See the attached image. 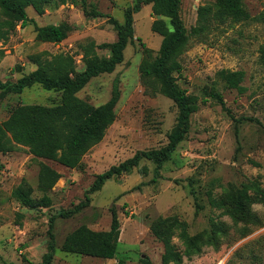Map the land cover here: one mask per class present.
<instances>
[{"label": "rangeland", "instance_id": "374dc122", "mask_svg": "<svg viewBox=\"0 0 264 264\" xmlns=\"http://www.w3.org/2000/svg\"><path fill=\"white\" fill-rule=\"evenodd\" d=\"M136 1L68 0L62 4L54 0L46 3L43 15L28 7L29 17L38 25L69 23L71 30L65 40L54 43L39 40L34 24L18 25L8 38L0 39V80L14 83L58 57L72 59L76 73L83 71L87 44L117 39L109 17H93L86 11L96 8L124 22L126 10ZM215 2L180 0L189 33L197 24L198 8ZM245 5L251 20L218 25L203 39L191 36L180 56L178 82L197 98L199 108L191 115L185 139L157 175L156 162L143 158L131 172L107 180L100 190L90 193L89 205L79 213L60 216L85 200L98 174L139 150L165 146L177 124L175 102L159 90L158 83L144 79L140 70L143 45L155 56L162 42V36L152 29V3H143L134 13V40L126 47L124 60L113 72L92 78L77 93L97 107L109 101L115 83L120 89L116 120L103 140L84 155L81 167L35 157L23 145L0 152V264H40L54 217L60 244L83 223L93 230H109L113 210L121 223L115 258L67 253L58 247L54 264H164L165 239L182 254L181 262L169 264H264V0H245ZM97 53L107 57L109 50L98 48ZM222 69L243 70L246 91L229 88L219 75ZM213 93H220L225 105ZM60 101L61 92L41 84L21 93H4L0 88V123L19 105ZM41 162L62 176L47 193L51 205L30 208L13 193L24 184L35 199L44 195L38 188ZM251 184L249 194L258 198L251 210L261 224L235 220L210 200H226ZM246 226L249 232L243 236ZM186 250L191 254L186 255Z\"/></svg>", "mask_w": 264, "mask_h": 264}, {"label": "trees", "instance_id": "16d2710c", "mask_svg": "<svg viewBox=\"0 0 264 264\" xmlns=\"http://www.w3.org/2000/svg\"><path fill=\"white\" fill-rule=\"evenodd\" d=\"M51 1L54 0H0V39L8 38L18 25L26 27L28 24H34L39 40L54 43L65 40L71 30L69 23L40 26L28 15V7H33L39 15H43L46 3ZM57 1L62 4L68 2V0ZM82 1L86 3V0ZM143 3H152V12L155 16L152 29L162 36V42L155 56L150 48L143 45L141 74L144 79L158 83L159 90L175 102L179 110L177 124L169 133V141L165 146L139 150L133 157L98 174L87 191L85 200L72 209L62 211L61 217H71L79 213L89 205L90 193L100 190L107 180L131 172L143 158L156 162V175L158 174L159 169L185 139L190 129L191 115L199 108L197 98L180 86L176 75L182 70L180 56L187 47L190 37L203 39L218 25L235 24L253 18L246 8L245 0H216L214 4L201 5L198 8L197 24L189 33L181 17L180 0H137L126 10L124 22L96 8L86 11L93 17H109L117 31V39L113 42L98 44L92 41L87 44L84 48L86 67L83 71L76 73L72 59L58 57L56 61L39 65L37 69L23 75L14 83L0 80V88L4 93H21L34 84H41L47 90L61 92V101L57 104L17 106L10 116L0 123V152L13 151L23 145L27 146L35 157L54 160L69 168H79L83 165L84 155L103 140L106 130L116 120L115 108L120 100V89L115 83L109 101L97 107L80 98L77 93L92 78L113 72L124 60V51L134 40V13L141 10ZM98 48L109 50V55L99 56ZM262 58L264 60V50ZM219 75L229 88L236 89L240 93L246 91V87L242 84L245 79L243 70L222 69ZM213 97L225 105L220 93H213ZM61 176L57 170L41 162L38 188L44 192V195L40 199H35L31 194V188L24 184L16 188L13 194L23 205L30 208L50 206L52 201L47 193ZM251 187L252 184L229 194L226 200L217 202L213 197H210V200L224 208V212L235 220L254 225L261 224L262 222L251 210L252 204L258 201L253 194H249ZM254 189L258 191L260 188L254 186ZM256 195H259V192ZM197 207L199 208L200 205L197 204ZM54 222L55 217L50 221L47 251L43 254L40 264H54L58 248ZM248 232L249 227L246 226L242 235L245 236ZM120 233L121 223L118 213L113 210L109 230H93L83 223L66 235L60 248L67 253L112 259L117 255ZM164 246L165 251L162 255L164 264L182 261V254L174 249L169 239L164 240ZM185 254L190 255L191 251L186 250Z\"/></svg>", "mask_w": 264, "mask_h": 264}, {"label": "crops", "instance_id": "0c3cea01", "mask_svg": "<svg viewBox=\"0 0 264 264\" xmlns=\"http://www.w3.org/2000/svg\"><path fill=\"white\" fill-rule=\"evenodd\" d=\"M67 235V234H66ZM66 235L60 240V244L58 243V247H60L61 246V244L63 243V241H64V238L66 237Z\"/></svg>", "mask_w": 264, "mask_h": 264}]
</instances>
